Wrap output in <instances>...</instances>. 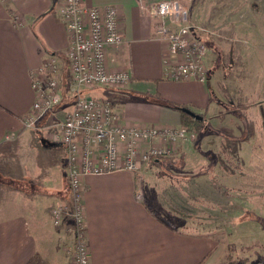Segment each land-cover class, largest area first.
Wrapping results in <instances>:
<instances>
[{
    "label": "crops",
    "instance_id": "crops-1",
    "mask_svg": "<svg viewBox=\"0 0 264 264\" xmlns=\"http://www.w3.org/2000/svg\"><path fill=\"white\" fill-rule=\"evenodd\" d=\"M83 1L87 6L118 8L123 42L108 48L107 66L130 73L120 87L85 92L109 101L127 126L181 127V111L161 104L163 99L202 113L205 131L213 128L200 133L189 128L196 138L178 143L170 158L144 163L132 172L84 178L90 264H214L215 239L197 235L196 225L187 231L159 214L145 194L154 191L157 180L167 183L163 178L169 176L170 185H192L197 200V184L210 182L212 168L219 170L210 155L219 137L212 124L223 106L214 92V63L208 53V83L166 79L169 47L157 38L150 14L158 0ZM182 1L192 5L194 0ZM61 4L62 0H0V264H67L74 241L70 216L64 215L59 226L52 221V209L70 199L65 148L53 138L51 128L65 119L74 101L65 55L69 33L58 14ZM50 55L59 62L63 101L34 128H27L24 119L36 99L32 74Z\"/></svg>",
    "mask_w": 264,
    "mask_h": 264
},
{
    "label": "built area",
    "instance_id": "built-area-1",
    "mask_svg": "<svg viewBox=\"0 0 264 264\" xmlns=\"http://www.w3.org/2000/svg\"><path fill=\"white\" fill-rule=\"evenodd\" d=\"M58 14L69 33L65 55L74 101L65 119L51 127L53 138L65 148L70 193L69 201L52 209V221L59 226L64 215L72 219L74 241L68 249L67 264H90L83 210L84 178L120 170L132 172L144 163L170 158L176 154L178 143L196 138V132L183 126H127L109 101L85 92L120 87L130 79L128 71L107 66L108 48L123 42L115 5L97 7L87 6L83 0H62ZM150 14L155 19L157 38L169 47L164 77L207 82L211 75L207 60L210 48L200 32L205 29L190 20L185 3L158 0L150 6ZM59 75L55 55L32 74L36 99L24 119L27 128H34L62 103Z\"/></svg>",
    "mask_w": 264,
    "mask_h": 264
},
{
    "label": "rangeland",
    "instance_id": "rangeland-1",
    "mask_svg": "<svg viewBox=\"0 0 264 264\" xmlns=\"http://www.w3.org/2000/svg\"><path fill=\"white\" fill-rule=\"evenodd\" d=\"M186 6L190 20L206 31L200 32L223 105L212 124L219 137L211 138L217 147L210 154L219 170L212 168L210 182L197 184V200L192 185H170L173 177L167 176V183L157 180L154 191L145 192L147 202L187 231L197 226V235L215 239L214 264H264V0H194ZM224 132L239 139L227 140Z\"/></svg>",
    "mask_w": 264,
    "mask_h": 264
},
{
    "label": "trees",
    "instance_id": "trees-1",
    "mask_svg": "<svg viewBox=\"0 0 264 264\" xmlns=\"http://www.w3.org/2000/svg\"><path fill=\"white\" fill-rule=\"evenodd\" d=\"M159 102L161 104H164V105L172 106L173 108H176V109L181 111V113H182V124H181V126L186 127L188 129L192 128L197 133L205 132V124L203 123L204 117H203L202 113H196L187 106H181V105L169 102V101H165L163 99H159ZM226 139L227 140H231V139L237 140L231 136H227ZM223 164H225L224 167L226 169H229L226 165V162H223ZM228 256L230 257V255H227V257Z\"/></svg>",
    "mask_w": 264,
    "mask_h": 264
}]
</instances>
